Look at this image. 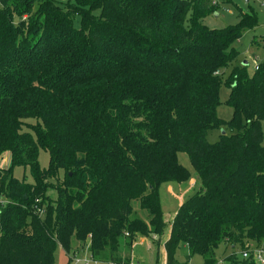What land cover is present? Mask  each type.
<instances>
[{
	"label": "trees",
	"instance_id": "16d2710c",
	"mask_svg": "<svg viewBox=\"0 0 264 264\" xmlns=\"http://www.w3.org/2000/svg\"><path fill=\"white\" fill-rule=\"evenodd\" d=\"M218 8L217 0H0V160L9 153L11 162L0 165V264H54L57 246L69 254L72 239L88 242L93 261L139 264L117 255L118 239L158 247L159 188L191 176L177 152L199 187L171 220L165 264H176L181 244L203 264H218L220 244L264 245V57L252 73L230 68L232 114L219 118L221 72L257 23L242 14L233 25H204ZM250 48H264V35ZM222 126L229 133L207 142V130ZM16 167L31 181L16 178ZM223 259L255 264L234 250Z\"/></svg>",
	"mask_w": 264,
	"mask_h": 264
},
{
	"label": "rangeland",
	"instance_id": "374dc122",
	"mask_svg": "<svg viewBox=\"0 0 264 264\" xmlns=\"http://www.w3.org/2000/svg\"><path fill=\"white\" fill-rule=\"evenodd\" d=\"M65 1V0H62ZM219 3V8L216 12L207 15L203 18L202 23L209 28H222L228 25L236 24L242 14L253 15L256 18L257 25L254 30H246L239 40L236 42L237 54L231 63L221 72V82L218 89V97L220 103L216 106V115L224 120H228L231 117L232 109L225 103L228 97V88L225 85V79L228 75L230 68L235 64H242L245 62L247 64L246 70L248 73H252L254 65L261 61L264 57V48H259L254 50V54L251 52L250 43L253 37L258 40L260 36L264 35V0H217ZM77 25V20L74 22ZM263 139H264V119L261 122ZM221 133L228 134L229 131L226 127L210 128L206 132V141L214 142L218 139ZM5 155L0 160V165H10V158L6 159ZM177 161L188 168L191 171V176L180 183L171 182L162 184L159 188V199L160 208L162 210V218L164 221V227L162 233L159 237V245L154 242V239L149 238H137L132 245H126L124 237H119V247L117 250V255L120 258H129L135 256L139 258L142 263L139 264H165L164 250L161 247L162 241L165 237V233L168 232L171 220L177 211L178 206L191 194L195 193L199 187V180L194 177V171L191 168L188 156L185 152L176 153ZM6 159V160H5ZM38 163L41 168H46L48 165V153L43 150H38ZM16 178H23L24 181L30 182L31 177L27 170L21 167H16L14 172ZM47 194L50 198L55 197L54 189H48ZM131 205L133 210L144 220L147 221L146 214L140 209L137 200H132ZM72 251L71 254H76L78 257H89L87 251L88 242H80L72 239L71 241ZM235 251L239 254L240 248H232L230 245L224 246L220 244L215 249V257L218 259V264H227L224 261V256ZM64 253L60 245L57 246L53 258L54 264H66L67 255ZM188 248L187 246L181 244L175 254L176 264H203L202 257L198 254L187 258ZM67 256V258H66ZM131 256V257H129ZM89 264H104L102 262H92Z\"/></svg>",
	"mask_w": 264,
	"mask_h": 264
},
{
	"label": "built area",
	"instance_id": "2783aa9c",
	"mask_svg": "<svg viewBox=\"0 0 264 264\" xmlns=\"http://www.w3.org/2000/svg\"><path fill=\"white\" fill-rule=\"evenodd\" d=\"M215 1V0H213ZM256 67V66H255ZM243 258L251 257L255 264H264V245L263 243L259 245L251 244L247 249H242L239 251ZM95 262L89 257H78L76 254H71L69 264H89V262Z\"/></svg>",
	"mask_w": 264,
	"mask_h": 264
},
{
	"label": "crops",
	"instance_id": "0c3cea01",
	"mask_svg": "<svg viewBox=\"0 0 264 264\" xmlns=\"http://www.w3.org/2000/svg\"><path fill=\"white\" fill-rule=\"evenodd\" d=\"M7 155V157H6V159L8 160L9 158H10V154L9 153H7L6 154ZM5 159V160H6ZM10 160V159H9ZM8 160V161H9ZM1 166H4V164L3 165H1ZM5 166H7V165H5ZM194 177H196L197 179H198V177H197V175L194 173ZM169 231H170V227H169V230H168V232H166L165 233V237H164V239H163V241H162V244H161V247L163 248V243H164V241L167 239V237H168V235H169ZM134 245H135V243H134ZM134 245H132V246H134ZM164 250V249H163ZM65 253V252H64ZM66 255V254H65ZM129 257H131V256H129ZM164 257H165V253H164ZM66 258H67V256H66ZM68 259V258H67ZM66 259V260H67ZM131 259H133V260H135L136 262H138V263H142L141 262V260L138 258L137 259V257H135V256H133V257H131ZM67 262V261H66Z\"/></svg>",
	"mask_w": 264,
	"mask_h": 264
},
{
	"label": "water",
	"instance_id": "95a60500",
	"mask_svg": "<svg viewBox=\"0 0 264 264\" xmlns=\"http://www.w3.org/2000/svg\"><path fill=\"white\" fill-rule=\"evenodd\" d=\"M243 64L245 65L246 63H245V62H243Z\"/></svg>",
	"mask_w": 264,
	"mask_h": 264
}]
</instances>
